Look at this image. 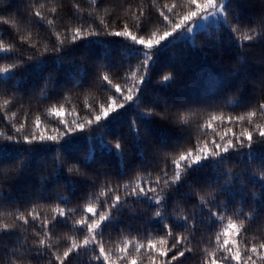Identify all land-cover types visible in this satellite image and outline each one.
<instances>
[{"label": "snow or ice", "instance_id": "6c2138e0", "mask_svg": "<svg viewBox=\"0 0 264 264\" xmlns=\"http://www.w3.org/2000/svg\"><path fill=\"white\" fill-rule=\"evenodd\" d=\"M0 33V264H264V0H0Z\"/></svg>", "mask_w": 264, "mask_h": 264}, {"label": "trees", "instance_id": "16d2710c", "mask_svg": "<svg viewBox=\"0 0 264 264\" xmlns=\"http://www.w3.org/2000/svg\"><path fill=\"white\" fill-rule=\"evenodd\" d=\"M65 3H68V4H71L72 3V0H64ZM79 2L82 4V6L85 8V10L87 11L88 10V4L90 2V0H79ZM118 3H123L124 0H117ZM131 2L133 4L137 3L138 0H131ZM148 0H145V3H147ZM168 2V0H156V8H159L162 4ZM179 2L183 3V0H179ZM179 11V9H178ZM156 13H155V10H153V16L155 17ZM152 27H155V28H162L163 25L162 24H155L153 25ZM2 34V33H0ZM113 47V63L116 62V59H120L121 63L125 66H128L129 64V61L127 60H124L123 59V53L120 52V48L122 47V45H114L112 46ZM136 55L137 54H134V56L132 57V60H131V63L134 64L136 62ZM160 63L161 64H164L166 63V60H165V57L163 55H161L160 57ZM82 99V98H81ZM80 101H77V100H73V104H79ZM228 111H231V109H227ZM69 115H71V113H69ZM67 194V193H65ZM5 212V209L3 208H0V213H4ZM5 217L3 216H0V219H4ZM135 227H139V225L137 224ZM135 227L133 229V231H135ZM7 240V242L11 245L14 243V239L13 238H5ZM83 259V258H82Z\"/></svg>", "mask_w": 264, "mask_h": 264}]
</instances>
